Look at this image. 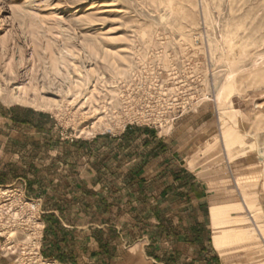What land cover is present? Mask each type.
<instances>
[{"label": "rangeland", "instance_id": "rangeland-1", "mask_svg": "<svg viewBox=\"0 0 264 264\" xmlns=\"http://www.w3.org/2000/svg\"><path fill=\"white\" fill-rule=\"evenodd\" d=\"M263 151L264 0H0V264H264Z\"/></svg>", "mask_w": 264, "mask_h": 264}, {"label": "built area", "instance_id": "built-area-1", "mask_svg": "<svg viewBox=\"0 0 264 264\" xmlns=\"http://www.w3.org/2000/svg\"><path fill=\"white\" fill-rule=\"evenodd\" d=\"M4 192L1 190V193H0V211H7L8 207V203L9 201L14 198L13 197V194H11V190H7V189H3ZM23 194V192H22ZM18 196V195H17ZM19 196H22V195H19ZM20 199V198H18ZM16 213H13V216H15ZM11 218V216H9ZM12 219V218H11ZM12 220H15L14 218ZM1 222V221H0ZM12 222H15V221H12ZM13 226V225H12ZM11 226L10 225H6V226H2L0 225V229H6V228H10ZM52 264V263H51Z\"/></svg>", "mask_w": 264, "mask_h": 264}, {"label": "bare ground", "instance_id": "bare-ground-1", "mask_svg": "<svg viewBox=\"0 0 264 264\" xmlns=\"http://www.w3.org/2000/svg\"><path fill=\"white\" fill-rule=\"evenodd\" d=\"M14 96V98L13 99H15V100H20L22 97H20V96H17L16 97V95H13ZM3 98H5L6 99V97L4 96ZM20 98V99H19ZM262 155L264 156V151L262 152ZM3 192H4V190H3Z\"/></svg>", "mask_w": 264, "mask_h": 264}, {"label": "crops", "instance_id": "crops-1", "mask_svg": "<svg viewBox=\"0 0 264 264\" xmlns=\"http://www.w3.org/2000/svg\"><path fill=\"white\" fill-rule=\"evenodd\" d=\"M0 260H4V259H2V257H0ZM141 260H143V259H141ZM144 260L146 261L148 259L146 257H144Z\"/></svg>", "mask_w": 264, "mask_h": 264}]
</instances>
